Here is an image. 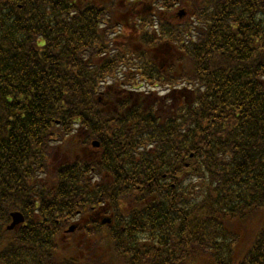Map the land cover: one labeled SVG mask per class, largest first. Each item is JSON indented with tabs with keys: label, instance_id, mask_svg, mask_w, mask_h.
Masks as SVG:
<instances>
[{
	"label": "trees",
	"instance_id": "trees-1",
	"mask_svg": "<svg viewBox=\"0 0 264 264\" xmlns=\"http://www.w3.org/2000/svg\"><path fill=\"white\" fill-rule=\"evenodd\" d=\"M0 264H264V0H0Z\"/></svg>",
	"mask_w": 264,
	"mask_h": 264
},
{
	"label": "water",
	"instance_id": "water-1",
	"mask_svg": "<svg viewBox=\"0 0 264 264\" xmlns=\"http://www.w3.org/2000/svg\"><path fill=\"white\" fill-rule=\"evenodd\" d=\"M11 217H12L13 221H12L11 225L9 226V228L14 227L15 225H17L18 223H20L24 220L22 214L19 212L11 213ZM72 229H73V227L71 226L69 228V231H72Z\"/></svg>",
	"mask_w": 264,
	"mask_h": 264
},
{
	"label": "rangeland",
	"instance_id": "rangeland-1",
	"mask_svg": "<svg viewBox=\"0 0 264 264\" xmlns=\"http://www.w3.org/2000/svg\"><path fill=\"white\" fill-rule=\"evenodd\" d=\"M146 87V89H149V87H147V86H145ZM150 90V89H149Z\"/></svg>",
	"mask_w": 264,
	"mask_h": 264
}]
</instances>
